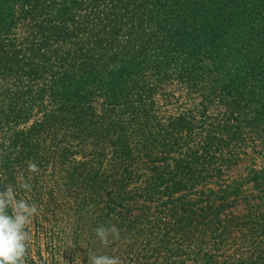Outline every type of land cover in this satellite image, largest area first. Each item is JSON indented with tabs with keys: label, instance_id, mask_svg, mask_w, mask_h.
<instances>
[{
	"label": "trees",
	"instance_id": "trees-1",
	"mask_svg": "<svg viewBox=\"0 0 264 264\" xmlns=\"http://www.w3.org/2000/svg\"><path fill=\"white\" fill-rule=\"evenodd\" d=\"M255 136L264 0H0V191L39 210L25 264H264V171L227 177Z\"/></svg>",
	"mask_w": 264,
	"mask_h": 264
},
{
	"label": "clouds",
	"instance_id": "clouds-1",
	"mask_svg": "<svg viewBox=\"0 0 264 264\" xmlns=\"http://www.w3.org/2000/svg\"><path fill=\"white\" fill-rule=\"evenodd\" d=\"M29 170L37 172L39 169L35 163H30ZM17 188L31 191V185L26 182H18ZM17 194L11 185L0 191V264H25L32 239L28 229L39 211L34 203L17 199ZM95 235L105 247L120 239L119 229L114 225L97 227ZM88 264H122V261L118 256L89 254Z\"/></svg>",
	"mask_w": 264,
	"mask_h": 264
},
{
	"label": "rangeland",
	"instance_id": "rangeland-1",
	"mask_svg": "<svg viewBox=\"0 0 264 264\" xmlns=\"http://www.w3.org/2000/svg\"><path fill=\"white\" fill-rule=\"evenodd\" d=\"M164 91L171 92L174 95L180 93L179 86H176V85L167 86L164 89ZM170 101L172 102V99H170ZM170 108H167V109H170ZM262 147L263 145H262L261 138H259L258 136H255L252 141V137H251V140L249 142V147L246 149L247 156L245 157L244 161L238 167L232 169L228 173L227 177H230V176L232 177V176L237 175L246 166H253L254 168L258 170L264 171V152L262 150Z\"/></svg>",
	"mask_w": 264,
	"mask_h": 264
}]
</instances>
